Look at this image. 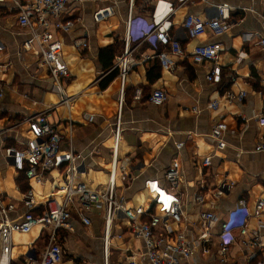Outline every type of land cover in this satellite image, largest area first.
Here are the masks:
<instances>
[{
	"label": "crops",
	"instance_id": "crops-1",
	"mask_svg": "<svg viewBox=\"0 0 264 264\" xmlns=\"http://www.w3.org/2000/svg\"><path fill=\"white\" fill-rule=\"evenodd\" d=\"M224 4L236 20L229 32L218 37L211 33L199 38L186 35L183 22L188 14L214 17L217 6ZM109 6L114 7V15L96 21L95 12ZM151 7L150 0H135L134 13L149 20ZM128 13L129 0H76L66 7L64 16L75 21L71 31L58 34L71 73L63 83L68 94L74 97L68 107L61 103L49 70L38 65L39 48L35 45L32 50L19 53L30 32L18 24L12 3L0 2V40L12 58V66L0 75L5 82L4 94L0 96V196L5 202L16 203L12 219L24 213L22 197L26 191L32 188L40 202L62 185L58 171L38 183L29 179L6 155L9 146L24 151L38 140L36 127L27 120L33 115L45 112L47 120L65 135L64 149L83 153L86 164L83 182L96 188L108 181L112 128L122 87L120 71L114 70L117 57L125 50ZM263 15L264 0H192L182 6L175 4L169 18L171 34L182 43L187 54L176 60L173 71L159 65L154 57L157 46L151 41L139 42L138 29L134 32L130 51L136 63L124 83L125 131L120 149L121 156H130L134 167V179L127 191L131 204L143 202L145 180L158 178L165 183V170L174 159H179L182 180L191 183L181 192L186 218L191 222V238L198 241L202 235L203 220L194 199L197 193L202 192L205 197L204 208L218 216L213 237L205 244L209 252L199 248L185 264H223L219 233L227 220L232 221L237 240L226 264H258L260 259L253 247L242 243L240 228L247 225L245 238L258 235L264 245V209L260 213L256 211L257 201L264 198V152L255 151L256 144L264 141V46L260 43L264 37ZM74 39L87 40L88 48L77 49ZM211 42L223 44L219 60L222 73L214 82L207 79L212 64H195L191 59L196 45ZM111 62L113 65L109 66ZM155 88L168 92V100L162 106L148 101ZM241 91L247 93L243 100L229 99V94ZM214 100L220 103L218 109L210 107ZM216 119L228 124L227 147L222 150L217 149L216 141L209 136ZM177 143H183L182 149L178 150ZM209 155L213 156L212 164L201 168V160ZM223 181L231 187L217 197L215 189ZM241 199L247 201L246 210L238 208ZM92 221V226L87 227L75 217L73 231H60L65 251L61 264L103 263V221L97 215L92 216ZM45 242L40 227L28 233H15L10 255L12 264L23 263L31 249L39 253ZM117 253V250L112 253L113 263L118 261Z\"/></svg>",
	"mask_w": 264,
	"mask_h": 264
},
{
	"label": "built area",
	"instance_id": "built-area-1",
	"mask_svg": "<svg viewBox=\"0 0 264 264\" xmlns=\"http://www.w3.org/2000/svg\"><path fill=\"white\" fill-rule=\"evenodd\" d=\"M9 1L17 11L18 24L30 32V37L22 43V51L39 48L40 67L49 70L55 89L61 95V103L71 107L74 97L69 95L64 86V80L70 77L69 66L64 59L63 42L59 33H68L75 21L64 16L68 4L76 0H0ZM151 16L149 20L138 17L134 13L135 0H129V13L126 21L125 50L117 57L116 67L120 71L122 87L119 96V110L113 123V147L111 168L108 181L100 187H90L82 181L86 172V164L82 152L73 148L63 147L65 135L53 123L47 120L44 113L29 117L37 130V141L30 143L26 150L21 151L15 146L6 149V155L12 158L18 169L38 183H43L50 173L58 171L62 185L50 196L42 197L38 202L31 188L23 194L22 203L25 211L18 218L12 219L11 213L16 210V203L5 202L0 196V264H12L11 251L13 235L28 233L36 227L41 228L45 237V246L37 253L31 249L27 258L21 264H61L64 260V247L60 237L61 230H74L72 223L79 217L84 226H92V216L97 215L103 221V263L102 264H185L199 248L209 252L205 244L213 237V227L218 220L215 212L207 210L206 200L202 192L195 195V205L200 208L203 220L201 239L193 240L190 235V221L182 200V189L190 187L191 183L182 180V164L174 159L165 170V183L158 178H149L144 182L146 191L143 202L131 204L127 195L129 183L134 179V167L130 156H121V143L124 140L123 108L125 103L124 83L131 67L136 63L130 51L135 39V29H138L137 40L151 41L157 46L154 54L163 69H176V60L185 57L186 49L182 43L171 34L170 16L175 4L186 5L192 0H150ZM229 6H217V15L201 17L188 14L183 22L186 35L199 38L207 33L222 36L236 24L229 14ZM115 13L113 6L98 9L94 17L103 21ZM264 19V15L262 16ZM260 43L264 46V37ZM74 46L79 49L88 48L85 39H74ZM223 51L221 42L201 43L191 51V59L195 64L211 63L207 74L209 81L219 80L222 68L219 63ZM12 66V58L6 51V45L0 40V75ZM5 91V82L0 77V96ZM245 91L228 95L230 100H243ZM168 92L164 88H155L148 96V101L156 106L164 105L168 100ZM220 103L214 100L210 107L218 109ZM51 109V108H50ZM49 109V110H50ZM264 116V110L262 113ZM228 124L223 119L213 122L209 136L217 143V149L227 147L225 139ZM183 143H177L178 150ZM255 151L264 152V141L256 144ZM212 155L201 160V168L212 164ZM27 163V167H26ZM204 185H201L203 187ZM231 187L223 181L215 189L217 197L223 196ZM238 208L246 210L247 201L241 199ZM264 209V198L257 201L256 211ZM177 225V228L175 227ZM248 226L240 228L242 243L253 247L259 254L258 264H264V245L258 235L246 239ZM220 238L221 262L226 264L237 235L232 228V221L222 223ZM118 240L126 243L121 247ZM117 250L118 261L113 263L112 253Z\"/></svg>",
	"mask_w": 264,
	"mask_h": 264
},
{
	"label": "trees",
	"instance_id": "trees-1",
	"mask_svg": "<svg viewBox=\"0 0 264 264\" xmlns=\"http://www.w3.org/2000/svg\"><path fill=\"white\" fill-rule=\"evenodd\" d=\"M111 53L113 54L114 53V51L111 49ZM158 60V59H157ZM159 61V60H158ZM160 63V62H159ZM113 64H112V62L110 63V65L109 66H112ZM160 66H161V64H159ZM160 66H159V68H160ZM155 67H157V65H155L154 67H152V70H155L154 68ZM114 72L115 73H117V72H119V70L116 68L115 70H114ZM156 77H158V74L156 75ZM24 173H25V171H24Z\"/></svg>",
	"mask_w": 264,
	"mask_h": 264
},
{
	"label": "rangeland",
	"instance_id": "rangeland-1",
	"mask_svg": "<svg viewBox=\"0 0 264 264\" xmlns=\"http://www.w3.org/2000/svg\"><path fill=\"white\" fill-rule=\"evenodd\" d=\"M118 243L123 247L126 243H123L122 240H118Z\"/></svg>",
	"mask_w": 264,
	"mask_h": 264
}]
</instances>
